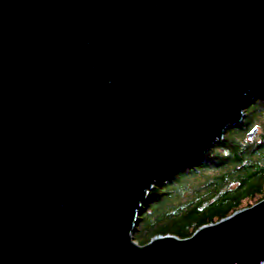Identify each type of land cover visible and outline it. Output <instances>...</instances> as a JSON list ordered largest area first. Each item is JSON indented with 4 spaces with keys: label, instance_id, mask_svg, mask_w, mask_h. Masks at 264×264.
Returning <instances> with one entry per match:
<instances>
[{
    "label": "water",
    "instance_id": "1",
    "mask_svg": "<svg viewBox=\"0 0 264 264\" xmlns=\"http://www.w3.org/2000/svg\"><path fill=\"white\" fill-rule=\"evenodd\" d=\"M262 97L264 0H0V264L263 255L264 199L132 235L154 185Z\"/></svg>",
    "mask_w": 264,
    "mask_h": 264
},
{
    "label": "trees",
    "instance_id": "2",
    "mask_svg": "<svg viewBox=\"0 0 264 264\" xmlns=\"http://www.w3.org/2000/svg\"><path fill=\"white\" fill-rule=\"evenodd\" d=\"M245 118L228 129L221 140L198 160L186 163L158 181L149 192L138 216L133 240L147 244L155 236L190 237L202 225L216 223L243 209L252 194L264 199V125L257 140L243 141L264 116V97L253 101L244 111ZM221 160L209 178L206 193L175 199L179 184L200 168ZM209 162V164H207ZM234 184V186H233ZM186 192V187H184ZM193 193H197L194 191Z\"/></svg>",
    "mask_w": 264,
    "mask_h": 264
},
{
    "label": "rangeland",
    "instance_id": "3",
    "mask_svg": "<svg viewBox=\"0 0 264 264\" xmlns=\"http://www.w3.org/2000/svg\"><path fill=\"white\" fill-rule=\"evenodd\" d=\"M245 118V113L244 117L241 121H243ZM262 124L264 125V116L259 117V120L257 124L254 126L256 129V132L254 133L253 137L251 139L257 140L263 132V127ZM231 128V127H230ZM228 128V129H230ZM227 129V130H228ZM225 135V134H224ZM251 139L247 138V133L242 136L243 141H250ZM221 163V160L217 159L212 162V168L206 165L203 168H200L196 171V173H192L191 176H188L186 179H184L178 187H175L176 190L179 189V191L176 192L175 199H180L183 195L185 196H193V195H199L206 193L208 190V187H206V183L208 185L209 183V178L212 175H215L221 168H218L215 170V167ZM209 164V162L207 163ZM234 186V184H233ZM184 187H186V192H184ZM194 191H197V193H193ZM257 195L254 193L252 194L246 201L243 202V207L247 208L252 205H254L257 202ZM142 210V209H141ZM138 224V220H137ZM136 228V227H135ZM237 264H264V254L259 256V257H251V258H246L245 260L237 263Z\"/></svg>",
    "mask_w": 264,
    "mask_h": 264
}]
</instances>
